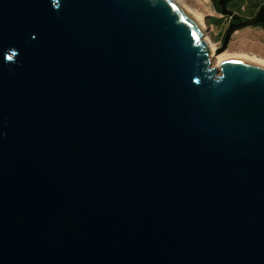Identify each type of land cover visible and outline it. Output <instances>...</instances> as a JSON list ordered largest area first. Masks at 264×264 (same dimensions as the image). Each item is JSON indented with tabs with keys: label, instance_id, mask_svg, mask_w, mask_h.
<instances>
[{
	"label": "water",
	"instance_id": "95a60500",
	"mask_svg": "<svg viewBox=\"0 0 264 264\" xmlns=\"http://www.w3.org/2000/svg\"><path fill=\"white\" fill-rule=\"evenodd\" d=\"M0 264H264V67L174 0H0Z\"/></svg>",
	"mask_w": 264,
	"mask_h": 264
},
{
	"label": "rangeland",
	"instance_id": "374dc122",
	"mask_svg": "<svg viewBox=\"0 0 264 264\" xmlns=\"http://www.w3.org/2000/svg\"><path fill=\"white\" fill-rule=\"evenodd\" d=\"M184 3L201 18L205 39L216 50L220 48L229 18L215 10L212 0H187ZM257 3H264V0H234L233 7L240 15L250 16L256 12ZM220 54H226L227 58L250 57L264 61V32L254 27L242 29L233 34L228 49ZM212 65H218L213 58Z\"/></svg>",
	"mask_w": 264,
	"mask_h": 264
},
{
	"label": "flooded vegetation",
	"instance_id": "af4514ba",
	"mask_svg": "<svg viewBox=\"0 0 264 264\" xmlns=\"http://www.w3.org/2000/svg\"><path fill=\"white\" fill-rule=\"evenodd\" d=\"M212 4L213 6L215 7V10L222 14L223 16H226L229 18V21H228V24H227V27L226 29L224 30L223 34H222V37H221V46L223 44V40H224V37H225V34L227 32V30L229 29L230 26H236L237 24L241 23V22H244L248 19H252L254 18L258 12L260 11V9L264 6V3H257V10L254 14L250 15V16H243V15H240L238 12L235 11L234 7H233V4H234V0H225V11L227 13L223 14L221 13V10L222 8L220 7V5L218 4V0H212ZM247 27H254V28H257V30H260V31H263L264 32V24H257V25H252V26H247ZM247 27H243V28H240V29H237L235 30L228 42H227V45L225 46V48L221 51V53L225 52L227 49H228V46H229V43H230V40L233 36V34H235L236 32L242 30V29H245ZM220 46V48H221Z\"/></svg>",
	"mask_w": 264,
	"mask_h": 264
},
{
	"label": "bare ground",
	"instance_id": "6f19581e",
	"mask_svg": "<svg viewBox=\"0 0 264 264\" xmlns=\"http://www.w3.org/2000/svg\"><path fill=\"white\" fill-rule=\"evenodd\" d=\"M176 3H178L182 9L189 13L192 18L195 20L196 24L199 25V27H201L202 29H204V26H203V22L201 20V18L193 11L191 10L183 1L181 0H174ZM206 42L209 44L210 48H211V61H212V58L216 60V62L218 64H220L221 62L223 61H226V59H229V57L227 58L226 54H217L216 53V49L215 47H213L209 41L207 39H205ZM239 59H244V60H247L248 62H251L253 64H256L258 66H261V67H264V61L263 60H258L256 58H250V57H237Z\"/></svg>",
	"mask_w": 264,
	"mask_h": 264
},
{
	"label": "built area",
	"instance_id": "2783aa9c",
	"mask_svg": "<svg viewBox=\"0 0 264 264\" xmlns=\"http://www.w3.org/2000/svg\"><path fill=\"white\" fill-rule=\"evenodd\" d=\"M181 1L185 2V1H187V0H181Z\"/></svg>",
	"mask_w": 264,
	"mask_h": 264
}]
</instances>
